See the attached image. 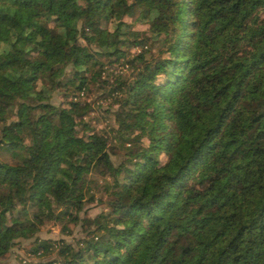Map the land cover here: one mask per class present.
Instances as JSON below:
<instances>
[{"label": "trees", "instance_id": "trees-1", "mask_svg": "<svg viewBox=\"0 0 264 264\" xmlns=\"http://www.w3.org/2000/svg\"><path fill=\"white\" fill-rule=\"evenodd\" d=\"M20 240L29 264H264V0H0V264Z\"/></svg>", "mask_w": 264, "mask_h": 264}, {"label": "rangeland", "instance_id": "rangeland-1", "mask_svg": "<svg viewBox=\"0 0 264 264\" xmlns=\"http://www.w3.org/2000/svg\"><path fill=\"white\" fill-rule=\"evenodd\" d=\"M125 20L130 21V18L126 17ZM135 27L140 30H144L147 28V25L137 23L135 24ZM116 71L119 72L120 70L117 69ZM94 96H97V92L92 91L89 94V98L84 99L93 101V111L86 116L85 121L95 129H107V124L112 125L113 123L112 119L110 118V113L108 112L109 101H94L96 99L94 98ZM50 101L56 105H59L62 101L60 93H58L57 91L54 92ZM98 118L99 121H97ZM113 159L116 162L118 161V157H113ZM100 196L101 195L97 194L94 201L86 202L85 204L84 208L90 217L96 216L105 209V205L103 203L104 199ZM81 216L83 215L81 214ZM69 228L70 233H67L62 230L60 223H48L47 225L42 227V229L36 235L40 238H49L52 240L63 239L67 242L74 243L78 238L84 236L85 234L81 223L69 224ZM29 243L30 240H20L19 243L12 247L10 254L8 255V257H6V261L9 264H29L31 262L37 261L38 259L31 256V254L28 252V249L30 247Z\"/></svg>", "mask_w": 264, "mask_h": 264}, {"label": "clouds", "instance_id": "clouds-1", "mask_svg": "<svg viewBox=\"0 0 264 264\" xmlns=\"http://www.w3.org/2000/svg\"><path fill=\"white\" fill-rule=\"evenodd\" d=\"M119 227H121V228H122L123 226L121 225V226H119ZM69 239H70V238H69Z\"/></svg>", "mask_w": 264, "mask_h": 264}]
</instances>
